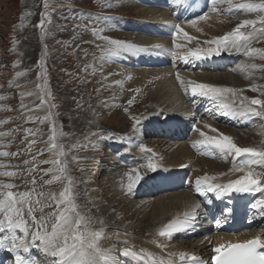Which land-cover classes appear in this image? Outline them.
<instances>
[{
	"label": "rangeland",
	"instance_id": "rangeland-1",
	"mask_svg": "<svg viewBox=\"0 0 264 264\" xmlns=\"http://www.w3.org/2000/svg\"><path fill=\"white\" fill-rule=\"evenodd\" d=\"M115 1L0 0V97H3V99H0V152L9 153L8 156H0V173L11 172L16 174L12 177L4 176V178L0 179V184L15 185L11 189L0 188V192L12 191L16 194L17 199H19V194H29L28 199L31 201V207L36 209L33 212L35 217V222H33L32 217L27 213L29 205L25 204L23 206L24 219L27 221L30 230L29 243L31 242V233L42 230L36 227L37 224L42 222V218L47 220L48 223L55 222V217L50 216L51 213L57 211L55 207L56 201L52 199V196L58 197L59 193L67 186L65 177L71 179V190L75 203L78 205V211L90 220L88 227L92 231L104 232L106 229L102 231V228L92 227L102 216L92 214L90 208L89 210L86 209L85 204L92 207V204L98 203L106 209L108 212L106 214H111L112 212H117L118 214V209L112 208L109 204L110 202L106 201V195L112 194V196L115 195L114 197L118 196L122 199H127V194H125L123 188L127 186L128 180L126 185L119 186L115 192H104L105 185L112 184L115 180L113 174H116L120 167H123L120 163L121 158L128 161L132 157V155H125L124 158L117 156L121 147L125 146L124 141L117 138L119 137L118 133H121L122 127H125L124 130L125 132L127 131L125 134L141 140L142 136H139L136 132L138 124L135 125L134 130V118L142 123L145 114L142 116L140 111L146 110L150 105H153V99L149 100L150 98H148L149 103H147V100L144 103L143 98L147 99L148 92L144 89H139V87L137 88L135 83L128 80L125 85L127 87L122 89L117 96H112L111 100H105V97L111 94L109 91L112 86L116 84L118 77L115 72L117 71L110 67V62L101 60L100 57L106 50L103 48L97 49L90 45L89 42L90 40L105 42L113 39L112 36L115 33H108L107 28L116 32L121 24L116 22L118 19L116 15L125 17L128 22L135 19L131 10L127 11L128 13L125 12V15H122L123 13L120 10H115L117 8ZM245 2L262 4L264 0H232L231 5L224 3L220 6L223 11L228 7L235 11L234 15L225 13L220 15L222 17L224 15L228 16L226 22L229 29L234 30L237 24L244 20L257 21V23L254 26L250 25L241 29L243 32H250L264 26L259 23L260 18L264 17V12L242 9H239V11L235 7L237 4ZM42 19L43 28L39 26ZM99 26H102V28L98 29ZM103 28L105 29L104 33ZM116 33L122 36L121 32ZM109 34L111 38L105 36ZM219 34V32H213L209 35V38L222 37L220 36L222 33ZM128 35L130 36L127 32L125 34L127 40L129 38ZM260 36L257 43L250 46L264 53V36H261V39ZM122 40L125 39L122 37ZM94 50L95 52L93 53ZM230 50L236 52L234 48ZM244 51L242 49L237 54L235 66L221 71L222 66H226V64L217 65L216 70L222 74H239V78L235 79L233 86L235 90L238 89L242 94V98H247L245 104H249L252 99L264 100V95H262L264 93V58H261L258 54L249 57ZM99 61L104 63V65L100 64ZM118 66L125 67L119 64ZM178 71L183 74L188 73V69H178ZM198 71L193 70V73ZM247 82L249 84L245 88L244 83ZM253 86L256 87V91L251 90ZM244 88L249 96L244 95ZM179 89L183 102H186L190 95L187 83H185L184 87L180 85ZM42 97L44 102H42ZM129 101H131L130 104H128ZM226 101L229 106H241V104L237 105L228 97ZM165 104L168 105L167 103ZM157 105L161 106V103L155 102L154 107ZM176 106L182 109L187 107L188 109H185L187 112L190 110L188 102L186 105L179 102ZM252 107L258 111H264V108H260V106ZM42 108L44 113L40 111ZM166 110L167 108L165 107L162 112ZM160 112L158 111L157 113ZM86 114L90 115L92 123L98 125L99 128L92 132L85 129H78L77 131L72 129V125L77 120L79 121L85 117ZM115 118H124L125 121L130 120L131 125L124 126V120L113 121ZM255 118V122H248L245 129L232 131H247L249 133L252 130L256 131L258 144L264 150V118L260 116ZM53 125L56 129L58 147L49 150L51 148L49 136ZM29 130L30 134H28ZM125 134L121 135L124 137ZM102 135H109L108 138L110 139L107 141V147L98 154L96 152L98 150L96 139H99ZM33 141L35 142L32 143ZM143 142V144L149 146H155L158 143L153 138H149V140L145 138ZM165 143L166 141L163 144ZM30 144L31 147L29 148ZM116 145L118 147L114 154L108 147L115 148ZM61 151L63 155H60ZM224 158L229 159V157ZM50 160H59L61 163L59 165L43 163ZM235 160L236 158L229 159V162H234ZM65 165L66 171L61 174L58 169ZM143 165L141 164L140 168H143ZM253 168L256 169L254 170L258 174L261 172L264 175V168L255 165H253ZM133 169V166H131V169L123 167V177L132 173ZM194 174L197 175L196 173ZM117 180H115V183ZM187 183L186 181L185 187L190 191ZM194 189H196V185H194ZM90 192L94 196L96 195L91 199L92 201L89 200ZM167 195L162 196L165 198ZM204 196L210 204V196L207 194H204ZM156 198L144 201L145 203H152ZM212 204L216 203L212 201ZM249 206H252V203ZM143 208L139 210V218L147 216V209L143 211ZM254 209L256 212H251V221L248 219L247 223L248 226H251V223L254 225L249 227L247 231H258L263 237V224H259L256 219L260 218V214H264V209ZM262 219L264 220L263 217ZM49 229L51 230V227ZM4 235L6 236L5 233ZM16 235L18 237L24 236L22 232H16ZM7 236H9L8 231ZM134 236L136 237L138 234H134ZM196 239L197 237L194 240ZM194 240L188 239L186 242L189 243L190 241V252L197 260L201 261L202 249L195 244ZM182 241L185 242L184 240ZM37 243L39 245L38 241ZM69 243L71 244L72 241L69 240ZM99 247L101 248V246ZM30 250L32 258L33 254L37 255L39 251L42 256V262L40 261L39 264H46L45 258L47 254L40 247L34 246ZM34 250H36L35 253L33 252ZM54 259L56 258L51 257V261ZM150 263L151 261H148V259L145 262V264ZM100 264H103V261H100Z\"/></svg>",
	"mask_w": 264,
	"mask_h": 264
},
{
	"label": "bare ground",
	"instance_id": "bare-ground-1",
	"mask_svg": "<svg viewBox=\"0 0 264 264\" xmlns=\"http://www.w3.org/2000/svg\"><path fill=\"white\" fill-rule=\"evenodd\" d=\"M115 3L117 5V8H115V10H120L123 13L122 15H125V12H129V10H131L134 13L135 19L128 22V19H125V17L116 15L118 18L116 22L121 23L119 26L120 29L118 27L116 32H121L122 36H119L120 34L114 32V30L112 31L107 28L108 33H115L114 36H112L113 39L111 40L131 43L138 47L149 49V51L137 53L135 55L123 53L118 57H113L111 60H107L108 63L110 62L111 64L110 67L114 68L113 70L117 71L114 72L117 73L116 75L118 79H116V84L112 86V89L110 91L107 89V91L111 92V94L105 97V100H111L112 96H117L118 93L122 91V89L127 87L125 85L128 80H130L132 83H135L137 88L139 87V89H144L148 92V97L147 99L143 98V102L145 103V100H147V103H149L148 98H150L149 100L153 99V105H150L146 110L143 109L140 111L142 112V116L143 114H145V117L142 123H139L136 128V132L139 134V136L143 137L147 135V132H149L147 128L149 126L152 127V124L155 123L158 124L167 120L171 122H173V120L185 121V118L188 117V120H193V115H191L190 110L188 112L185 110L188 109L187 107L182 109L176 106L179 102L186 105V102H183V97L179 89L181 84L176 79L177 73H179L181 80L187 83L190 95L192 93L191 84L189 82L205 83L217 87L230 88L235 90L233 83L235 79L239 78V74L235 75L233 73H219L218 70H216V66L224 64L229 65L233 60H237V54H239L243 48L240 51L234 49V51L236 52H233L231 50L222 52L220 56H216L213 54L210 57L202 58L200 60H196L194 57L189 56V62L191 66H194L193 69L188 70V73L186 74L180 73L179 71L177 72L178 69L174 68L173 66L166 68L160 67L159 64L160 62H165L166 59L171 57L175 60L174 63H176L181 59V57L185 56L190 51L196 50H199L201 56L203 57L204 53H206L209 49L215 47L214 44L206 43V41H213L215 39L213 37L209 38V35H211L213 32H219L220 34L222 33L221 35H219L223 37L224 35L231 33L233 30L228 28V24L226 22V20H228V16L224 15V17H222L215 14L217 9L223 10L220 6L224 3L218 4L215 11L212 10L211 0L209 6L206 5L205 0H186V3L180 4H174L172 0H167L166 6H163L162 0H120L118 2L116 0ZM229 8L231 7H228L225 10H228ZM205 15L207 17L206 19H200L201 16ZM193 21H195V24H193ZM231 23L233 24V22ZM239 24H237V26ZM176 25H179V27L182 29L181 33L176 32ZM101 28L102 26H99L98 29ZM261 28H258L257 30ZM130 30H132V32ZM172 30H174V35L179 36L181 40L179 39V41L173 42L170 36L164 35V33L170 34ZM257 30H252L245 33H252ZM139 31L142 32L139 33ZM104 32L105 29L103 30V33ZM127 32L130 34V36L128 35V37L130 38H128V40L125 36ZM183 33H187L188 38H185ZM205 35L207 36L204 37ZM105 36L107 38H111L110 34ZM261 36H264V34H262ZM122 37L125 40H122ZM258 39L253 40L251 42V46L255 45ZM107 41L102 42L100 40H90L89 43L97 49L103 48L104 50H107L109 47H111L107 43ZM155 45L161 46L162 54H157V52L160 50L155 49ZM177 45H179L180 47L177 48ZM173 50L175 52L174 56L172 55ZM94 52L95 50L93 51V53ZM182 61L184 64V60ZM99 63L104 65V63H101L100 61ZM118 64L125 67H119ZM176 64L178 65V63ZM179 69L184 70V65L182 68H180L179 66ZM193 70L199 71L193 73ZM248 84V82L244 83L245 88L248 87ZM245 88L243 89V93L244 95L246 94L247 96H249V94L246 93ZM236 93L237 96L235 98L231 94H225L224 96L220 97L210 95L204 98L209 102H215L213 103V105L215 104L221 106V101H226V98L228 97L233 100L234 103L240 105V98H242V94L238 91V89H236ZM155 102H160L161 106L157 105L156 107H154ZM165 103H167L171 108ZM165 107L167 108V110L165 112H162ZM229 107L230 110H228L224 114L225 118L229 116L230 119L233 120L234 115L236 119L240 120V117L244 116L245 119H249L250 116H252L250 113L248 115H240L239 113L243 111L242 106ZM40 111L41 113H44L43 108L40 109ZM158 111L161 112L157 113ZM231 111H233L234 114H231ZM255 117L256 116H252V119L250 120H253L255 122ZM83 118L79 121L77 120L72 125V129H74L75 131H77L78 129H85L92 132L93 130H97L99 128L98 125L92 123L89 114H86V116ZM121 120H124V126L131 125L130 120L125 121L124 118H115L113 121ZM220 124H216L214 123V121L209 119H198L190 138L192 145L181 142L175 144L174 142H169L168 140L165 144H163L164 141L161 140L157 141V145L149 146L147 144H143L144 140H142L141 142V140H138L137 137H130L128 134H125L127 131L125 132V127H122V132L118 133L119 137L117 138L122 139L125 143V146L121 147V149L118 151L117 156L124 158L125 155H132L137 156L138 158L141 155H144L148 159L146 167L149 163L157 165L156 172L148 171L147 168L145 170H143V168V171L140 169L143 178H145L143 181L144 189L148 185L150 177L151 179L158 178L159 180L165 181L170 179V181H166V183L159 184V187L166 186V189H168L175 186L173 185V178L177 173H180V177H182L183 183L180 187L172 191V193L165 196V198H163V196L159 194V196L152 203H145V199L143 198H140L139 201L134 200L131 195H134L138 189H133V191L127 195V199H122L117 195V197H114L115 195L112 196V194L106 195V201L108 200V202H110L109 204L112 208L118 209V214L117 212L106 214V209L103 207V205H100L98 203L92 204V207L85 204L86 209L89 210L90 208V212L92 214L102 216V218L96 221L95 224L92 225V227L95 226L100 229L102 228V231L106 229L104 232H100L103 234V237L99 240V242H101L99 243V246H101L102 250L107 251L110 253V255L116 257L119 261V264H145L148 259L145 253L151 254V256L156 259H163L165 261L170 260L172 261V264L203 263L205 259H207L206 256L210 253L209 249L205 248L206 246H208V240H202V236H198V238L194 240L195 244L202 249V260L199 261V259L197 260L196 258L193 262L190 259V257H194L189 250V247L191 245L190 241L189 243H187L186 241L188 240H185V242L178 240L177 237L179 236V232L174 233L171 239L161 237L158 233L172 221L178 220L179 217H182L181 219L183 220L184 213L190 212L195 205L200 203L209 204L204 194H207L211 197V202L213 201L216 203L218 212L221 216V223L216 224V226L211 231L206 230L207 233L209 231L208 239L211 238L210 240L215 239L217 241L218 239L223 240L230 237V241H240V239H242V241H246L252 237H258L264 240V236L261 237L260 232L247 231V229L249 228V226L247 225L248 221L246 223V226L241 228V233H239V235L233 234L234 227L230 225L232 217L228 216L229 206L226 202V199L231 201V198H229L227 195H224V192H221L219 189H217L216 193L212 194V191H207L206 186H204L205 191L203 195L197 192L201 196V198L203 197L202 201L198 202L196 196L192 194V190L188 191L185 187V182L187 181V171L189 173L194 172L197 174L195 175L194 173H188L190 178H193V183H196L197 178H202L207 175L210 178L215 177L214 180L210 181L214 185H227L229 182L240 179L244 175L243 172L233 171V168L238 167L240 164H242L246 159H248L247 157L236 158L234 162L229 163L226 161H218L210 153L209 148H211V150L214 149L210 145L205 149L204 153H197V149L205 147L196 143L197 141L203 139V137L200 135V132H204L205 135L217 138L219 137V135H227L231 137L234 143L239 147H252L262 150L261 146L258 144L259 142L256 136V131L252 130L250 133L247 131L234 132L229 127ZM205 125H208L210 128L216 129L217 131L212 132L209 130V127H205ZM121 134H125L124 137ZM108 137L109 135H102V137H100L99 139L95 138L97 140V142H95L98 144V150L96 151L98 152V154L102 152V149H105V147H107V141L110 139ZM194 144L196 145L195 147H193ZM229 156L231 157L232 155H228L226 157ZM254 169L255 168H253V170ZM123 173V167H120V170L117 171L116 174H113V178H115V180H118L116 183L114 180L112 184H106L104 188L105 193L109 191L115 192L116 189L118 190L119 186H123L124 184L126 185L128 175L123 177ZM2 178H4V175H0V179ZM146 178H149V181H147ZM260 180L261 187H264V178L260 177ZM158 182L156 184H158ZM157 190L158 186L153 189V192L157 193ZM245 194L246 197L251 198V203L253 202L252 196H254L257 200H259L261 196H264V193L262 192H251ZM89 196V200L92 201L91 199H93V197H95L96 195L94 196L90 192ZM142 208L143 211L147 209V216L139 218V210ZM261 216L264 218V214ZM51 226L52 222L48 223V230ZM16 232L18 233L20 231L17 230ZM206 232L204 234L207 237ZM134 234H138L139 237H135ZM19 237H23V235ZM17 243L19 244L20 240H17ZM201 243L203 244V246H201ZM157 245H163L164 247L161 248ZM19 249L22 253L23 248ZM125 249L135 253L136 255L124 257L123 255H121V253ZM181 254H184L183 259H181ZM31 258L32 256L30 253V259ZM45 261L46 264H49L51 262V256L47 255Z\"/></svg>",
	"mask_w": 264,
	"mask_h": 264
},
{
	"label": "snow or ice",
	"instance_id": "snow-or-ice-1",
	"mask_svg": "<svg viewBox=\"0 0 264 264\" xmlns=\"http://www.w3.org/2000/svg\"><path fill=\"white\" fill-rule=\"evenodd\" d=\"M172 2L174 4H180L186 3V0H172ZM221 3H228L231 5L232 0H211L212 10L215 11L216 6ZM235 7L237 9L247 11L257 10L264 12V3L253 4L245 2L237 4ZM229 11L231 12L232 9H229ZM206 18V15L200 17V19ZM256 23L257 21L244 20L231 33H228L223 37L216 38L213 41H206V43L214 44L215 47L204 53L203 57L201 56L200 51L196 50L190 51L185 56L181 57V59H183L184 62H188L189 56L194 57L196 60L210 57L213 54L220 56L222 52H227L233 48L237 51H240L243 48L246 55L249 57L254 54H258L261 58H264V53H262L259 49H253L250 46L253 40L258 39L260 34L264 33V27L252 33H245L241 31V29L250 25L254 26ZM259 23L264 25V17L260 18ZM193 24H195V21H193ZM39 26L43 28V19L41 20V24ZM175 29L177 33L182 32L179 25H176ZM183 35L185 38H188L187 33H183ZM107 43L111 47H109L106 52L101 55V60H111L113 57H118L123 53L135 55L137 53L149 51V49L138 47L134 44L123 41L108 40ZM176 47L179 48L180 46L177 45ZM154 48L160 50L157 54H162L160 45H155ZM176 79L182 87L185 86V81L181 80L179 73H177ZM189 83L191 84V93L193 96H196L197 94L203 97H208L210 95L220 97L225 94H231L234 98L237 96L236 90L234 89L217 87L205 83ZM251 90L256 91L257 89L253 86ZM185 91L187 92L186 87ZM262 95H264V93H262ZM0 99H3V97H0ZM245 100H247L246 97L240 98V104L243 108V111L239 113L240 115H248L250 113L252 116H260L264 118V111H258L256 108L252 107L260 106V108H264V100L252 99L249 104H245ZM42 102H44L43 97ZM129 103H131V101H129ZM221 106L229 109L227 101H221ZM139 123L140 121L134 118V130L135 125ZM205 127L209 126L205 125ZM209 130L212 132L217 131L216 129H212L210 127ZM28 134H30V130ZM200 135L203 139L197 141V144L203 146L210 145L219 150L220 154L224 157L232 155L234 158L247 157L248 159H246L238 167L233 168V171H240L244 173L242 178L231 181L227 185H214L210 181L214 180L215 177L210 178L207 175L197 179L196 191L199 194L203 195L205 191L204 186H206L207 191H216L219 189L221 192L264 193V187H261L259 174L253 170V165L264 168V150L252 147H239L234 143L233 139L227 135H219L218 138L205 135L204 132H200ZM56 140V129L53 125L49 136V142L51 143V148L49 150L56 149L58 147ZM34 142L35 141L32 143ZM195 146L196 145L194 144L193 147ZM30 147L31 144L29 145V148ZM8 155L9 153L7 152H0V156ZM60 155H63L62 151L60 152ZM33 159H35V157H33ZM43 163L59 165L61 162L59 160H50L44 161ZM147 170L156 172L157 165L149 163ZM58 171L63 174L66 171V165L60 167ZM0 175L12 177L16 174L5 172L0 173ZM127 175L129 181L127 184V191L131 193L134 187L143 179V176L136 169H133L132 173ZM65 179H67V186H65L64 190L59 193L58 197L55 195L52 196V199L56 201L55 207L57 211L50 214V216L55 217V222L52 223L51 230H48V221L42 218V222L37 224L36 227L43 230L31 233V243L28 242L30 230L27 221L24 219L23 208L25 204L29 205L27 213L32 217L33 222H35L33 212L36 209L31 207V201L28 199L29 194H19V199H17L16 194L12 191H8L6 193L0 192V232H3L6 229L9 233H11V236L6 235L3 239H0V248H7L8 251L15 254V264H37L35 258L25 259L17 253V249L19 248H23V251L28 253L30 248L34 246L42 248L45 254L56 258L51 261L50 264H100V261H103V264H119L116 257L110 255L109 252L104 251L99 247L98 242L103 237V234L89 229L88 224L90 223V220L80 214L78 211V205L75 203L71 190L72 181L67 177H65ZM33 183H35V181H33ZM13 187H15V185L0 184V188L11 189ZM37 203H39V201H37ZM199 207L200 205L197 204L190 212H185L183 220H174L166 225L159 231V236L171 239L174 233L184 231L185 228L190 226V221L195 220L197 216V209H199ZM252 207L264 209V196H261V198L257 200ZM216 223H219V221H216ZM17 230L24 234L23 238L16 235ZM17 240H20L19 244L17 243ZM69 240L72 241L71 244H69ZM9 241L10 244L8 243ZM37 241H39V245L36 244ZM157 246L161 248L164 247L163 245ZM261 248H264V240L261 238H255L243 244H229L226 247L221 245L214 249L217 254L214 258L215 264H264V252L258 251V249ZM121 255L128 257L136 254L125 249ZM145 255L148 260L151 261V264H172V261L170 260L165 261L163 259H156L153 258L151 254L147 253H145ZM183 258L184 254H181V259ZM190 259L195 260L196 258L190 257Z\"/></svg>",
	"mask_w": 264,
	"mask_h": 264
}]
</instances>
